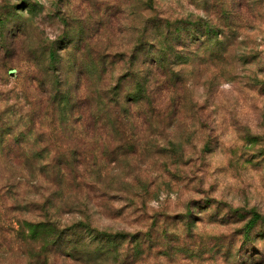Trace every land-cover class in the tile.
<instances>
[{
  "label": "rangeland",
  "instance_id": "374dc122",
  "mask_svg": "<svg viewBox=\"0 0 264 264\" xmlns=\"http://www.w3.org/2000/svg\"><path fill=\"white\" fill-rule=\"evenodd\" d=\"M29 148L0 264H264V0H0V168Z\"/></svg>",
  "mask_w": 264,
  "mask_h": 264
},
{
  "label": "trees",
  "instance_id": "16d2710c",
  "mask_svg": "<svg viewBox=\"0 0 264 264\" xmlns=\"http://www.w3.org/2000/svg\"><path fill=\"white\" fill-rule=\"evenodd\" d=\"M76 45V44H75ZM74 45V46H75ZM54 49H50L48 54H47V58L49 60L50 63H54L55 62V54H54ZM84 56V55H82ZM93 58H88L89 60L91 59V62L87 61L83 63V67L86 69V71L89 70H95L96 72H102V70L104 71L106 66H107V62L105 60L104 56L101 55H92ZM85 57V56H84ZM86 58V57H85ZM137 55L132 52L129 56V60L131 63H134L136 61ZM154 60V58H153ZM79 63V62H78ZM157 63V62H156ZM99 67V68H98ZM131 76H133V79L137 82V85H139V88L137 90V93L135 95H132V92L130 94V96H128L129 98H127L128 100L131 99H139L142 98L141 95H143L144 93V84L147 82V80L149 79V74L147 75L146 73H144V71H141L140 69H135V68H131ZM148 78V79H147ZM146 88V87H145ZM98 98H105V96H103L102 94H97ZM80 106V105H79ZM100 107L98 108V110H103L104 108H106L103 105H99ZM109 111V110H106ZM110 111H109V115H110ZM30 149V148H29ZM27 151H24L23 155H24V160L26 161L25 164H21V165H14L12 163H3V165L1 164V174H0V191L4 190L7 186L6 183H8L11 178L19 176V177H23L25 178L26 175L32 173L30 171V159L35 155H37L36 153H34L31 149ZM0 156L3 157L4 155H2V151L0 152ZM22 155L18 154V157H21ZM36 159V158H35ZM27 160H29V164L27 165ZM19 172L20 174H17L16 172ZM34 172V171H33ZM18 193V192H17Z\"/></svg>",
  "mask_w": 264,
  "mask_h": 264
}]
</instances>
